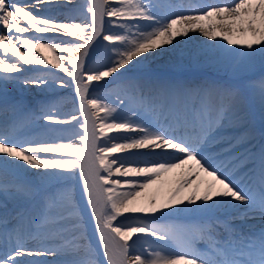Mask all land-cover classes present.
I'll return each instance as SVG.
<instances>
[{
	"label": "snow or ice",
	"instance_id": "6c2138e0",
	"mask_svg": "<svg viewBox=\"0 0 264 264\" xmlns=\"http://www.w3.org/2000/svg\"><path fill=\"white\" fill-rule=\"evenodd\" d=\"M72 4L0 0V264H264V143L241 131L244 86L130 74L198 32L181 57L238 81L264 66V0L53 14ZM25 65L43 68L21 80ZM18 81L45 99L9 97ZM248 88L264 109V77Z\"/></svg>",
	"mask_w": 264,
	"mask_h": 264
},
{
	"label": "bare ground",
	"instance_id": "6f19581e",
	"mask_svg": "<svg viewBox=\"0 0 264 264\" xmlns=\"http://www.w3.org/2000/svg\"><path fill=\"white\" fill-rule=\"evenodd\" d=\"M176 1V0H173ZM24 0H21V3H23ZM182 3H188L190 5L193 2V0H181ZM84 0H79L77 2V5L74 7H70V9H73V11L67 10L64 12H57L54 11L53 14L57 16V18L61 21L64 20V17L66 15H75V10H83ZM42 15H47V13H42ZM82 20V17H79L77 19V22H80ZM47 36H52L53 33L45 34ZM205 38L199 35L198 32H190L189 38H178V45L175 50L166 47V51L164 53H161L157 56H151L148 55L147 58L140 62L138 67L145 66L146 69L150 70L151 72H162L164 77L162 78H154V77H148L152 80H158V81H165V82H181L185 84H192V85H198L217 81L220 83H233V82H239L244 86V93H243V103L241 105V114H242V122L246 118H253V127L256 125L255 134L254 137L256 139L254 140L252 145L257 146L262 142H264V128L260 126V124L264 121V109L261 108L258 98L253 94L251 89L248 88V85L250 82H258L262 77H264V66L257 63L252 69H250L248 72L244 73L238 81H235L233 76L230 73H227L220 69L219 67L215 66L214 64L206 63V62H195L191 61L187 58V56L181 57V52H187L191 49H193L196 45L203 42ZM47 42V41H44ZM19 46V45H17ZM23 50V49H22ZM159 51V50H158ZM64 54L58 50L57 54ZM38 55V53H37ZM48 55H51V53H48ZM66 55V54H65ZM195 65V66H193ZM38 69H42L43 66L35 65ZM51 67V66H49ZM24 68L26 71L22 72L20 74L21 80L24 75L31 74L28 69H30L29 65H25ZM53 71L59 72V70L53 69ZM189 72L188 75H186V72ZM60 75H63V73H59ZM150 75V74H147ZM198 82V83H197ZM9 89H12L13 95L11 97H14L16 99L23 100L26 104L30 106V102L33 101V98L37 96V91L39 89L34 87H25L21 82H17L15 85L9 84L7 87V91ZM22 91L27 93V96H22ZM62 92H66L67 90H61ZM249 104L250 109L246 107L245 105ZM71 105H65L62 110L67 111ZM242 131V130H241ZM245 131V130H243ZM248 132V130L246 129ZM254 131V130H250ZM250 133V138H251ZM262 139V140H261ZM11 209L13 205H8ZM248 222H251L250 225L259 226L260 220L259 217L252 220H247ZM160 243V242H157ZM136 254L135 251L130 252L129 259L132 258Z\"/></svg>",
	"mask_w": 264,
	"mask_h": 264
},
{
	"label": "rangeland",
	"instance_id": "374dc122",
	"mask_svg": "<svg viewBox=\"0 0 264 264\" xmlns=\"http://www.w3.org/2000/svg\"><path fill=\"white\" fill-rule=\"evenodd\" d=\"M22 26H25L24 24H23V22H22ZM59 55H65V54H61V53H59ZM31 66H35V65H31ZM141 67V66H140Z\"/></svg>",
	"mask_w": 264,
	"mask_h": 264
}]
</instances>
